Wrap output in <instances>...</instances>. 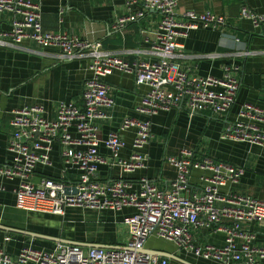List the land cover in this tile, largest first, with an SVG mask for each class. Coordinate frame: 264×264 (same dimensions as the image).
Wrapping results in <instances>:
<instances>
[{
  "label": "built area",
  "instance_id": "built-area-1",
  "mask_svg": "<svg viewBox=\"0 0 264 264\" xmlns=\"http://www.w3.org/2000/svg\"><path fill=\"white\" fill-rule=\"evenodd\" d=\"M40 1L0 0V13L19 16L11 20L9 30L0 29V47L30 40L43 48L58 49L62 57H86L89 75L84 80L80 101H60L53 120L46 119L38 106L13 110L12 134L7 144L11 159L0 164V190L2 179L17 180L16 206L32 212L61 215L66 207L111 211L131 207L135 212L120 221L127 231L121 247L85 249L77 244L55 242L49 249L24 245L16 255H10L5 249L9 237H4L0 240V264H171L168 257L145 250L152 236L171 242L196 259L216 264H261L264 247L254 246V232L243 224L264 225V201L230 189L243 175L242 167L210 156L198 159L190 149L182 148L177 155L163 158L175 169L167 190L159 189L146 176L136 183L122 179L100 183L97 177L101 163L117 167L122 173L147 167L148 154L144 148L152 136L151 117L160 111L182 109L190 117L204 110L214 114L229 112L239 90L237 64L223 65L219 77L193 76L174 59L182 48L180 37L200 27L217 29L225 24L224 16L190 9L178 19L179 0H125L127 6L138 4L140 9L119 17L116 28L149 10L161 17L150 41V52L155 58L129 63L103 49L101 41L44 30ZM239 16L264 30V13H256L247 3L242 4ZM113 70L130 74L136 84L147 87L135 107L145 118L124 117L118 129L103 140L109 150L104 156L98 151L101 140L96 120L110 117L108 110L114 99L104 78ZM262 101V106L251 102L240 104L235 119L222 127L220 138L256 145L264 154V94ZM128 129H132L133 137L129 154L124 158L120 155L125 147L120 132ZM55 144L66 169L78 172L74 184L66 181L65 169L57 179L33 180L35 166L50 163L49 152ZM193 170L202 171L201 188L197 191L189 188ZM197 227L221 232L224 244L219 247L196 244L190 229Z\"/></svg>",
  "mask_w": 264,
  "mask_h": 264
},
{
  "label": "crops",
  "instance_id": "crops-1",
  "mask_svg": "<svg viewBox=\"0 0 264 264\" xmlns=\"http://www.w3.org/2000/svg\"><path fill=\"white\" fill-rule=\"evenodd\" d=\"M243 3H247L256 13H264V0H179L176 7L178 19L190 9L224 16L225 24L217 29L200 27L180 37L182 48L175 53L174 59L193 76L210 74L219 77L223 74V65L237 64L240 69L236 76L240 84L236 102L229 112L214 114L204 110L190 117L182 109L160 111L151 117L152 136L144 148L148 154L147 167L122 173L117 167L101 163L97 174L100 183L117 179L136 183L146 176L159 189L167 190L175 176V169L163 158L177 155L180 149L186 148L198 159L210 156L242 167L243 175L230 189L264 201V154L261 148L220 138L222 127L235 119L240 104L251 102L263 105L264 30L239 16ZM39 6L44 30L101 41L103 49L129 63L155 58L150 52V41L161 18L156 11H145L142 17L116 28L119 17L136 13L140 5L127 6L125 0H42ZM13 18L19 16L10 12L0 13V29L9 30ZM87 64L86 57H62L58 49L43 48L30 40L15 46L0 47V164L11 159L7 144L12 134L10 121L13 110L23 106H38L46 119H55L60 101H80L84 80L89 75ZM104 80L109 86L108 93L114 99V105L108 110L110 117L97 119L96 125L101 140L98 151L107 156L109 150L103 140L108 133L116 131L124 117L145 118L135 107L147 87L136 84L132 75L118 70H113ZM131 130L120 132L125 142L120 155L124 158L130 151L133 137ZM49 158V164L35 166L33 180L40 177L57 179L65 169L66 181L72 184L76 182L77 170L66 169L56 144L49 152ZM201 174L200 170L192 171L190 190H200ZM1 182L0 240L9 237L5 249L10 255H16L24 245L49 249L59 242L33 237L27 232L81 243L85 249L89 245H124L127 231L120 221L132 215L135 212L133 208L111 211L66 207L61 215L26 211L16 206L17 180L2 179ZM243 227L254 232L255 247H264V225L244 223ZM190 233L200 246L210 244L219 247L224 244V235L209 227L191 228ZM145 250L149 253H170L175 258L169 259L171 264H216L191 257L171 242L154 236L146 242ZM261 264H264V260Z\"/></svg>",
  "mask_w": 264,
  "mask_h": 264
},
{
  "label": "water",
  "instance_id": "water-1",
  "mask_svg": "<svg viewBox=\"0 0 264 264\" xmlns=\"http://www.w3.org/2000/svg\"><path fill=\"white\" fill-rule=\"evenodd\" d=\"M66 192H68V189H66ZM27 235H30V236H33V237H37V238H41V239H48V240L65 242V243H70V244H77V245L85 247V245H83L81 243H76L74 241L67 242V241H64L63 239H60V238H57V237H52V236H47V235H42V234H37V233H29V232H27ZM92 246H95V245H89V246H86V247H92ZM152 254L165 256V257H168L169 259H175L173 257V255H171L170 253H167V252H159V253L157 252V253H152ZM186 264H190V263H186Z\"/></svg>",
  "mask_w": 264,
  "mask_h": 264
},
{
  "label": "rangeland",
  "instance_id": "rangeland-1",
  "mask_svg": "<svg viewBox=\"0 0 264 264\" xmlns=\"http://www.w3.org/2000/svg\"><path fill=\"white\" fill-rule=\"evenodd\" d=\"M162 240V239H161Z\"/></svg>",
  "mask_w": 264,
  "mask_h": 264
}]
</instances>
